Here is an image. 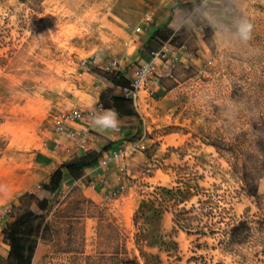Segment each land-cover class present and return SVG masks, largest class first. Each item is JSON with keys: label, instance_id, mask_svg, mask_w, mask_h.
<instances>
[{"label": "rangeland", "instance_id": "rangeland-1", "mask_svg": "<svg viewBox=\"0 0 264 264\" xmlns=\"http://www.w3.org/2000/svg\"><path fill=\"white\" fill-rule=\"evenodd\" d=\"M221 1L219 16L196 19L192 36L183 30L174 37L172 45L185 43L191 55L187 65L177 66L150 94H140L137 119L120 133L128 144L141 140V148L119 159L126 189L100 208L101 195L117 184L119 170L112 165H98L78 181L64 178L51 196L42 190L68 161L49 152L55 142L67 144L52 128L59 113L86 108L103 92L104 102L120 98L99 67L114 58L128 78L142 64L139 33L123 28L138 20L133 13L139 2L0 0V235L20 196L47 198V230L32 264H143L134 245V211L154 188L178 181L215 185L236 217L253 209L254 198L233 174L229 156L242 154L244 142H259L264 131V0ZM240 19L253 25L246 42L236 34ZM101 144V153L111 145ZM256 186L264 195V177ZM171 220L169 212L162 215L160 232L177 244L176 264L200 255L208 264H234L215 241L172 232ZM147 251L168 264L158 248ZM4 260L0 256V264Z\"/></svg>", "mask_w": 264, "mask_h": 264}, {"label": "trees", "instance_id": "trees-1", "mask_svg": "<svg viewBox=\"0 0 264 264\" xmlns=\"http://www.w3.org/2000/svg\"><path fill=\"white\" fill-rule=\"evenodd\" d=\"M192 6L183 4L181 7L189 11ZM172 32L167 27L157 30L144 45V50L151 54L157 53ZM173 39L169 41L170 44H173ZM107 77L112 88L127 85L121 73ZM103 93L99 96V102L104 109H115L119 119H137L130 103L117 97L104 102ZM244 144L242 154H231L229 161L233 174L254 198L253 209L249 207L243 215L236 217L230 204L218 195L219 189L215 185L206 189L197 183L178 181L170 188L156 187L139 200L132 216L134 245L143 264H163L159 255L147 251L152 248H158L168 264L181 261L177 244L171 239L164 240L160 232L161 217L168 212L172 216V232L181 231L187 236H195L196 242L199 239L215 241V247L224 256H229L234 264H264V195L257 194L256 186L258 180L264 177V131L256 144ZM243 149L256 152H243ZM100 156L101 152L90 151L82 157L61 164L50 175L42 190L51 196L60 188L64 178L80 180L84 170L96 165ZM17 202L19 207L16 214L1 230L2 243L8 247L4 261L5 264H32L39 240L47 230L43 213L47 209L48 200L26 193ZM197 246L200 247V244ZM204 246L207 247L205 242ZM191 262L208 264L202 255L193 256L186 263Z\"/></svg>", "mask_w": 264, "mask_h": 264}, {"label": "built area", "instance_id": "built-area-1", "mask_svg": "<svg viewBox=\"0 0 264 264\" xmlns=\"http://www.w3.org/2000/svg\"><path fill=\"white\" fill-rule=\"evenodd\" d=\"M222 5L221 0H197L189 10L188 18L191 20L201 19L203 16H219ZM226 13L230 12L226 10ZM143 21L150 22V17L145 16ZM205 25V24H203ZM140 27L134 29L135 33L140 32ZM182 47V46H181ZM183 48V47H182ZM181 48V49H182ZM183 61L178 54H172L167 51H161L151 56L149 62L139 65L128 78L126 86L118 87L119 97L131 104L132 108L137 111L138 103H141V93L150 94L157 85L167 79L179 65H187V58ZM189 59V58H188ZM188 61V62H187ZM85 63L82 62V65ZM105 75H114L120 72V66L114 58L104 62L99 67ZM124 77V76H123ZM102 104L97 101L92 107H71L59 113L53 123V134L63 137L67 144L55 142L54 146L49 149L51 155H58L60 152L67 159H74L76 155L85 154L90 151V146L94 140V127L92 126L91 117L95 109ZM141 140L129 144L124 149L110 151L101 156L99 166L109 167L126 155L127 151H138L141 148ZM119 176L115 188H111L101 195L98 206L105 208L112 202L116 201L126 189L123 168H118ZM101 183L103 181H100Z\"/></svg>", "mask_w": 264, "mask_h": 264}, {"label": "crops", "instance_id": "crops-1", "mask_svg": "<svg viewBox=\"0 0 264 264\" xmlns=\"http://www.w3.org/2000/svg\"><path fill=\"white\" fill-rule=\"evenodd\" d=\"M138 2H139L138 5L139 12L136 14L133 13V16L138 18V20L131 18L130 21L134 25L132 26V24H129V22H124L125 24L123 28L126 30L127 34L135 33L134 29L137 27L141 28L139 34L137 35L138 37L135 38L138 41H140L139 44L137 45L138 46L137 51L140 53V58H141L140 60L142 61V64L149 62L151 56L156 54V53L151 54L146 52L144 50V45L157 30L162 29L163 27H167L173 32L169 37V39L165 43H163L161 49L157 53L161 51L163 52L167 51L172 54L176 53L182 58L183 61H185L184 60L185 58L187 59L190 58L191 55L189 54V51L185 43H182L178 47H175L172 44H170L169 41L172 38L178 36L179 33H181L183 30L190 33L191 34L190 36H192V34L196 32L197 30L196 22L194 20L189 19L187 17L189 11L181 7L183 4L194 5L196 3V0H138ZM145 16L150 17V22L145 23L143 21ZM107 86H109V84H107ZM102 87L104 88V86ZM112 89L114 90L112 93L116 95L118 92L117 91L118 87ZM97 101L98 99L96 98V100H94L90 106H86V108L92 107ZM134 120L135 119L132 117H125L120 119L121 128L125 127L126 125H130V124L132 125ZM121 128L120 131L122 130ZM120 131L119 133L112 135L109 133H101L94 128V140L90 146V151H98V149H101L102 148L101 140H107L110 141L111 143L109 147L104 149V151L101 153V156L106 153H109L110 151H115L125 148L124 145L128 146L129 144L126 141H123V139H125L126 137L124 136V132L120 133ZM120 145L123 146L121 147ZM85 154L76 155L75 158L82 157ZM58 157H60L62 161L64 160L70 161V159H67V157L63 154V152H60L58 154ZM100 158L98 159L96 165L84 170V175H83L84 177L88 175V173L90 172H93L94 174L95 171L96 172L98 171L99 169L98 164ZM112 167H114V169L121 168L119 162H115L114 164H112ZM66 181L72 182V179L67 178ZM0 242H1V235H0ZM7 252H8V247L5 244H2V250H0V256L3 257V259L6 258Z\"/></svg>", "mask_w": 264, "mask_h": 264}, {"label": "clouds", "instance_id": "clouds-1", "mask_svg": "<svg viewBox=\"0 0 264 264\" xmlns=\"http://www.w3.org/2000/svg\"><path fill=\"white\" fill-rule=\"evenodd\" d=\"M236 34L242 41L251 39L253 25L247 19H240L236 22ZM92 126L101 133H109L115 135L119 133L121 121L119 114L115 109H104L101 105L95 109L91 117Z\"/></svg>", "mask_w": 264, "mask_h": 264}]
</instances>
